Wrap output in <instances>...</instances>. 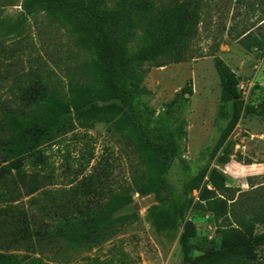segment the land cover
I'll list each match as a JSON object with an SVG mask.
<instances>
[{
	"label": "rangeland",
	"instance_id": "374dc122",
	"mask_svg": "<svg viewBox=\"0 0 264 264\" xmlns=\"http://www.w3.org/2000/svg\"><path fill=\"white\" fill-rule=\"evenodd\" d=\"M182 1L150 0L151 5L144 7L142 0H99L97 9L111 37L134 56L165 39ZM22 2L0 0V19H21ZM202 2L198 35L186 60L149 69L147 63L131 71L129 83L139 124L149 140L164 143L166 134L175 140L172 160L161 157L163 176L183 207L180 229L185 220L195 225L190 244L197 264H238L235 257L221 262L217 252L224 235L238 227L230 207L233 201L241 200L236 213L247 208L249 215L259 211L256 188L264 182V116L242 117L212 158L232 108L221 106L214 57L220 56L239 76L245 105H259L264 98V0ZM72 23L63 12L41 10L30 14L15 33L0 37V102L17 108L20 91L41 84L50 96V107L35 105L34 110L44 114L60 106L69 121L62 135L41 147V157H28L8 184L21 186L25 179L36 186L34 193L21 197L22 205L47 220L50 208L76 199L83 214H100L110 206L114 192L126 194L129 205L123 214L130 219L100 245L61 246L43 255L25 249L15 252L43 256L47 264H188L179 234L173 236L165 227L161 203L147 189V161L140 141L122 127L107 99L110 87L102 51L89 31L80 32ZM190 80L192 93L183 92ZM248 160L255 163L247 164ZM207 166L224 172L227 186L236 190L227 206L223 191L207 175L192 187ZM87 182H98L99 194L84 192ZM255 228L264 233V224ZM246 264H264V246L255 248Z\"/></svg>",
	"mask_w": 264,
	"mask_h": 264
},
{
	"label": "trees",
	"instance_id": "16d2710c",
	"mask_svg": "<svg viewBox=\"0 0 264 264\" xmlns=\"http://www.w3.org/2000/svg\"><path fill=\"white\" fill-rule=\"evenodd\" d=\"M98 1L23 0L21 19L13 22L0 19V37L15 33L30 14L41 10L63 12L73 19L72 25L78 31L81 32L83 28L89 31L103 54L110 87L107 99L115 106L122 127L136 134L146 157L144 177L147 189L161 203L165 212V227L171 235L179 234L183 260L188 264H197L198 257L191 254L190 244L195 225L191 220H185L183 230L180 229L183 207L163 176L165 166L162 167L161 157L167 161L172 160L176 148L175 140L169 134H166L164 143L157 144L149 140L139 124L134 90L129 82L131 71L147 63L149 69L150 65L161 67L186 60L191 42L198 35L203 2L183 0L176 10L165 39L156 42L150 51L129 56L121 43L111 37L106 21L97 9ZM150 5V0H142V6ZM214 64L221 83V106L231 104L232 108L230 119L221 129L213 148L212 158L222 150L242 117L254 114L264 116V98L257 106L245 105L236 72L220 56L214 57ZM183 92L192 93L191 80L183 88ZM18 98L21 103L17 108L0 102V264H47L43 256H22L15 251L25 249L43 255L48 250L53 251L61 246L78 249L82 245H100L113 238L130 219L129 214H123L129 205L125 193L114 192L110 206L100 214H83L76 199L69 204L50 208L48 212L51 216L47 220L44 215L30 212L22 205L21 197L34 193L36 186H30L22 179L21 186L15 183L14 187H9L8 180L13 172L20 174L28 157L40 158L41 147L62 135L69 122L67 114L60 106H55L44 114L34 110L35 105L50 107V96L41 84L24 87ZM253 163L255 162L252 160L247 161V164ZM206 175L216 188L223 191L226 206L229 200L235 199L232 192L236 190L227 186L226 174L210 169L209 166L200 171L192 187ZM98 185V182H87L84 184V192L96 196L99 194ZM256 189L260 190V204L259 211L254 215H249L248 208L244 213H236L235 209L239 208L241 200L236 199L231 203L233 216L238 219V227L231 228L224 235L221 248L217 252L223 263L227 258L231 260L235 257L236 263L246 264L252 259L255 248L264 246V233H257L255 228L257 223L264 224V182ZM23 190L27 191L23 193ZM209 192L214 193L210 190Z\"/></svg>",
	"mask_w": 264,
	"mask_h": 264
}]
</instances>
